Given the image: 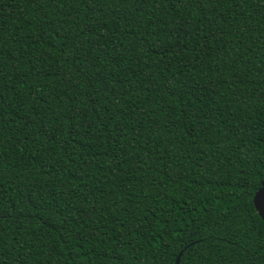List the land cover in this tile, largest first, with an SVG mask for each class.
<instances>
[{
  "label": "trees",
  "instance_id": "trees-1",
  "mask_svg": "<svg viewBox=\"0 0 264 264\" xmlns=\"http://www.w3.org/2000/svg\"><path fill=\"white\" fill-rule=\"evenodd\" d=\"M264 0H0V264H264Z\"/></svg>",
  "mask_w": 264,
  "mask_h": 264
},
{
  "label": "water",
  "instance_id": "water-1",
  "mask_svg": "<svg viewBox=\"0 0 264 264\" xmlns=\"http://www.w3.org/2000/svg\"><path fill=\"white\" fill-rule=\"evenodd\" d=\"M254 204H255V207L258 213L264 220V215L261 214V211L264 210V178H263L261 187L259 188V190L256 192L254 196ZM180 258H181V253L178 255L176 259V264H180Z\"/></svg>",
  "mask_w": 264,
  "mask_h": 264
},
{
  "label": "snow or ice",
  "instance_id": "snow-or-ice-1",
  "mask_svg": "<svg viewBox=\"0 0 264 264\" xmlns=\"http://www.w3.org/2000/svg\"><path fill=\"white\" fill-rule=\"evenodd\" d=\"M261 214L264 215V210L261 211Z\"/></svg>",
  "mask_w": 264,
  "mask_h": 264
}]
</instances>
